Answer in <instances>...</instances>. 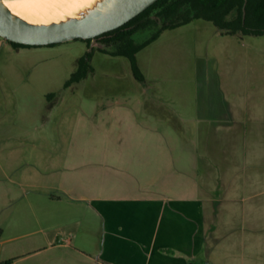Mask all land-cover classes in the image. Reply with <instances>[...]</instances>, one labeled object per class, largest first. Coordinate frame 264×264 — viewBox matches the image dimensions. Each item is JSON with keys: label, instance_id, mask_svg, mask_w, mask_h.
Masks as SVG:
<instances>
[{"label": "crops", "instance_id": "0c3cea01", "mask_svg": "<svg viewBox=\"0 0 264 264\" xmlns=\"http://www.w3.org/2000/svg\"><path fill=\"white\" fill-rule=\"evenodd\" d=\"M124 64L126 72L105 77L116 98L85 103L69 133L7 137L33 150L0 154V262L264 264V217L253 226L244 197H224L229 183L220 175L232 155L205 150L200 130L250 126L264 109L224 100L190 113L184 102L162 101L149 84L160 75L139 59L144 82ZM175 90L179 98L188 93Z\"/></svg>", "mask_w": 264, "mask_h": 264}, {"label": "rangeland", "instance_id": "374dc122", "mask_svg": "<svg viewBox=\"0 0 264 264\" xmlns=\"http://www.w3.org/2000/svg\"><path fill=\"white\" fill-rule=\"evenodd\" d=\"M192 21L188 26L163 31L161 40L137 53L146 72L160 75L150 86L165 94L162 101L169 99L189 105L190 113L213 111L224 100L242 106L251 101L253 111L260 113L264 109V34H230L211 21L201 18ZM156 29L140 30L134 37L142 42ZM89 51L90 45L81 39L56 45L14 47L0 36L1 155L11 150H33L30 144L22 145L7 137L69 133L72 115L85 103L115 96V89L108 87L105 77L112 72V75L126 72L129 67L124 62L129 59L110 57L98 47L92 49L89 59L92 69L86 77L65 86L77 70L79 59ZM185 86L188 93L181 91L185 98H179L175 89ZM252 121L250 126L242 120L239 125L205 124L200 130L206 139L205 150L231 153L228 172L220 175V180L229 183L223 195L244 197L247 216L254 226L255 220L261 222L264 217V118L253 115ZM216 157L217 164L218 159L223 161ZM243 159L251 168L246 174L240 171ZM222 165L225 167V162ZM219 168L222 170V166ZM244 182L250 185L246 192L239 189Z\"/></svg>", "mask_w": 264, "mask_h": 264}, {"label": "trees", "instance_id": "16d2710c", "mask_svg": "<svg viewBox=\"0 0 264 264\" xmlns=\"http://www.w3.org/2000/svg\"><path fill=\"white\" fill-rule=\"evenodd\" d=\"M245 2L246 0H157L124 25L99 35L106 36L107 38L103 41L114 48L113 50L99 49L112 55L127 57L135 78L144 82L145 76L138 64L137 53L155 41L166 29H173L201 18L213 22L218 29L230 34H264V0H247ZM155 27L157 29L152 32L149 38L142 42L136 41L134 37L136 32ZM81 40L90 45L91 39ZM8 42L14 47H36ZM91 55L92 50L79 59V66L66 81V87L73 82H80L86 77L92 69L89 63ZM2 235L3 228L0 227V238ZM12 263L13 259L0 262V264Z\"/></svg>", "mask_w": 264, "mask_h": 264}, {"label": "water", "instance_id": "95a60500", "mask_svg": "<svg viewBox=\"0 0 264 264\" xmlns=\"http://www.w3.org/2000/svg\"><path fill=\"white\" fill-rule=\"evenodd\" d=\"M11 1L0 0V36L7 41L42 46L91 39L90 50H113L97 37L124 25L157 0H90L81 9L51 20L14 10L8 6Z\"/></svg>", "mask_w": 264, "mask_h": 264}, {"label": "bare ground", "instance_id": "6f19581e", "mask_svg": "<svg viewBox=\"0 0 264 264\" xmlns=\"http://www.w3.org/2000/svg\"><path fill=\"white\" fill-rule=\"evenodd\" d=\"M90 0H14L8 6L19 12L41 17L56 19L73 13L84 7Z\"/></svg>", "mask_w": 264, "mask_h": 264}, {"label": "flooded vegetation", "instance_id": "af4514ba", "mask_svg": "<svg viewBox=\"0 0 264 264\" xmlns=\"http://www.w3.org/2000/svg\"><path fill=\"white\" fill-rule=\"evenodd\" d=\"M152 17H155L154 15H152ZM156 18V17H155ZM99 40L103 41L104 39H106L107 37L106 36H98L97 37ZM104 42V41H103ZM91 44V42H90Z\"/></svg>", "mask_w": 264, "mask_h": 264}]
</instances>
